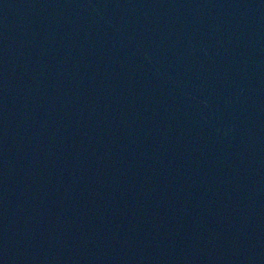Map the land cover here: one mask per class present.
Here are the masks:
<instances>
[{"label": "water", "instance_id": "95a60500", "mask_svg": "<svg viewBox=\"0 0 264 264\" xmlns=\"http://www.w3.org/2000/svg\"><path fill=\"white\" fill-rule=\"evenodd\" d=\"M0 264H264V0H0Z\"/></svg>", "mask_w": 264, "mask_h": 264}]
</instances>
